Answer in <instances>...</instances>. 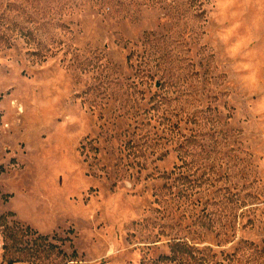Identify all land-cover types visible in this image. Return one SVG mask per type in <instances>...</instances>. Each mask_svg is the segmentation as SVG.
<instances>
[{
  "label": "rangeland",
  "instance_id": "rangeland-1",
  "mask_svg": "<svg viewBox=\"0 0 264 264\" xmlns=\"http://www.w3.org/2000/svg\"><path fill=\"white\" fill-rule=\"evenodd\" d=\"M0 172V264H264V0H0Z\"/></svg>",
  "mask_w": 264,
  "mask_h": 264
},
{
  "label": "trees",
  "instance_id": "trees-1",
  "mask_svg": "<svg viewBox=\"0 0 264 264\" xmlns=\"http://www.w3.org/2000/svg\"><path fill=\"white\" fill-rule=\"evenodd\" d=\"M1 173V172H0ZM4 217H1L0 220H4ZM30 232V229H26L24 230L23 228H19V229H7V239L9 241V244L7 246V251H8V256L7 258V263L8 264H15L18 262H24L25 261V257L28 255V251L26 252V249H21V243L23 241V238L25 236L28 235V233ZM46 241H48L47 237H41L39 236L36 239V243L37 245H39L40 247L44 246ZM46 249H42L41 253H48V255L50 256L51 254H53V257L57 256V257H66V253L59 248V246L55 245V244H50L48 246H46ZM40 252L37 251V256L41 255L39 254ZM31 256H36V255H31ZM77 253L74 251L71 255L72 260L68 261L67 264H77V260L76 257Z\"/></svg>",
  "mask_w": 264,
  "mask_h": 264
}]
</instances>
